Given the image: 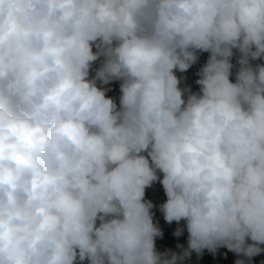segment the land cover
<instances>
[{
	"label": "clouds",
	"instance_id": "clouds-1",
	"mask_svg": "<svg viewBox=\"0 0 264 264\" xmlns=\"http://www.w3.org/2000/svg\"><path fill=\"white\" fill-rule=\"evenodd\" d=\"M203 52L199 91L181 87ZM257 60L264 0H0V264H182L221 247L251 264L264 252ZM157 181L164 220L185 221L179 253L156 250Z\"/></svg>",
	"mask_w": 264,
	"mask_h": 264
},
{
	"label": "rangeland",
	"instance_id": "rangeland-1",
	"mask_svg": "<svg viewBox=\"0 0 264 264\" xmlns=\"http://www.w3.org/2000/svg\"><path fill=\"white\" fill-rule=\"evenodd\" d=\"M95 50V49H94ZM209 53L207 52H203V53H198V61L193 64L185 73H180V72H176V75L178 77L180 76H185L186 77V81L183 82L180 86L184 87L185 83L187 85H189L191 87V90L193 92H198L199 91V86L195 84V81L199 78L196 73L199 71V69L206 63L207 59H208ZM236 58L237 55H233V57L231 58V62L233 64L236 63ZM258 63H264V61L262 60H257ZM256 61H252V63L254 64ZM98 66V65H96ZM233 74L232 76H230V80H232V82H235V72H236V68H234L232 70ZM107 87H110L112 89V91H109L108 93H106V95L110 96V97H114L117 100V104H118V97H119V82H112L110 85H108ZM158 176L160 177V179L163 178V174L160 173L158 171ZM145 199L147 200H151L153 202V204L155 205V207L152 209V211L154 212V223H158V226L160 227V229L163 232V237H157L156 239L159 241V244L156 245V250L158 252H164L168 249H171L174 252H181L182 250L177 248V245H183L184 248H187V240H188V233L186 230V225H185V221H180L179 224H177V222L173 221L171 224H168L164 218H163V213H161L159 211V205L164 203L167 199L164 190H163V186L159 183V181L154 182V184L152 185V187L147 188L146 192H145ZM177 227H181L184 229V231L182 232V235L179 237H176L173 235L175 229ZM251 242V241H249ZM263 246V245H261ZM203 255H207L211 257V260L208 262L206 261V257H204ZM259 260H263L264 261V252L260 253L259 255H256ZM238 258H243L246 259L242 256L238 257L237 254L229 251L226 247H221L217 249V252L215 255H213L211 252H209L207 249L203 250V253L201 256H199V258L197 257V254L195 252L191 253V257L189 259H185L182 264H235V261ZM84 264H88L87 261L84 262ZM178 264H180V262H178Z\"/></svg>",
	"mask_w": 264,
	"mask_h": 264
},
{
	"label": "trees",
	"instance_id": "trees-1",
	"mask_svg": "<svg viewBox=\"0 0 264 264\" xmlns=\"http://www.w3.org/2000/svg\"><path fill=\"white\" fill-rule=\"evenodd\" d=\"M234 55H237L238 56V53H236V50H234ZM256 63H258V61H256L253 65H255ZM156 245H158L159 244V241L156 239ZM261 247H264V245L263 246H261ZM204 257H206V261H210L211 260V257L210 256H207V255H203ZM263 260H259V258L257 257V256H253L252 258H251V264H261V262H262Z\"/></svg>",
	"mask_w": 264,
	"mask_h": 264
}]
</instances>
